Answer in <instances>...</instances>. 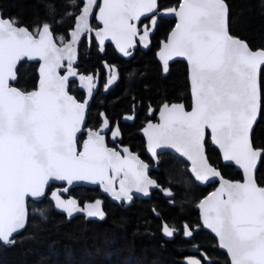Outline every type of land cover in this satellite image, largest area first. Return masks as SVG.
<instances>
[{"label": "snow or ice", "instance_id": "1", "mask_svg": "<svg viewBox=\"0 0 264 264\" xmlns=\"http://www.w3.org/2000/svg\"><path fill=\"white\" fill-rule=\"evenodd\" d=\"M94 7L96 0H87L71 32V43L61 41L62 46H57L47 23L34 34L0 15V241L5 243H12L13 233L25 227L26 197L43 196L50 180L100 182L106 191L127 200L132 198V189L147 194L148 186H154L146 175L148 166L126 148L127 159L108 148L100 131L88 130L82 150L77 149L86 105L67 91L75 71L69 67L61 75L59 69L65 59L71 65L81 34L92 30L88 21ZM157 9V0H103L99 19L104 28L96 35L101 43L111 38L129 55L128 47L140 34L137 24L141 17L155 13L149 16L151 28L161 14L178 18L160 58L165 72L169 59L186 58L194 106L186 111L183 105H163L162 123L149 125V148L153 155L158 147L176 149L192 162L196 179L207 182L220 176L204 153L205 130L210 129L224 159L243 168L246 182L223 181L219 191L200 204L204 224L219 238L230 264H264V187L256 184L254 176L264 149L254 148L250 137L261 109L259 74L264 49L252 50L229 34L225 0H182L178 8L163 13ZM149 36V25H143L141 41L147 44ZM24 59L41 62L38 89L31 92L10 84L16 81L17 64ZM103 124L108 128L107 119ZM118 134L117 127L113 138ZM109 172H123L119 192ZM53 199L69 217L80 210L74 200L65 202L59 195ZM88 207V216L103 218L99 202ZM163 231L171 236L174 230L165 225Z\"/></svg>", "mask_w": 264, "mask_h": 264}, {"label": "trees", "instance_id": "2", "mask_svg": "<svg viewBox=\"0 0 264 264\" xmlns=\"http://www.w3.org/2000/svg\"><path fill=\"white\" fill-rule=\"evenodd\" d=\"M180 2L161 0L159 4L165 11L178 8ZM225 2L229 6L231 35L245 40L254 50L264 49V0ZM82 6L81 0H0V12L5 18L15 19L19 26L32 32L47 23L54 40L62 37L66 41ZM175 24L174 15L160 16L153 46L134 49L129 55L111 44L102 51L95 40L91 46L86 40L80 46L79 74L98 82L87 126L97 127L101 122L100 114L105 111L111 123L121 130L123 143L139 151L148 162L145 143L139 134L145 123L155 118L164 103L191 106L187 64L176 59L168 64L165 72L155 51ZM38 69L37 62L21 61L14 85L26 92L36 90ZM114 75L118 76L117 82L109 91H104L108 79ZM73 93L79 100L85 96L79 88ZM261 93L262 110L253 132V143L264 149V68ZM206 145L211 163L224 177L243 180L239 170L223 164L210 135ZM161 158L160 170L152 171L151 175L164 189L171 191L170 196L154 191L151 197L136 198L132 205L125 206L112 203L98 187L78 186L72 189V196L84 207L99 202L103 218L88 219L77 214L69 220L56 209L48 193L40 201H29L27 226L12 244L0 242V264H184L189 254L200 255L205 264H230L215 237L202 227L197 209L216 184L206 187L197 184L188 172V164L171 152L162 153ZM257 182L264 187V157ZM165 224L177 231L171 241H166L162 235ZM186 225L194 231L190 239L185 236ZM197 227L200 228L195 231Z\"/></svg>", "mask_w": 264, "mask_h": 264}, {"label": "water", "instance_id": "3", "mask_svg": "<svg viewBox=\"0 0 264 264\" xmlns=\"http://www.w3.org/2000/svg\"><path fill=\"white\" fill-rule=\"evenodd\" d=\"M81 1H82V3H83V6H82V8H83L84 6H86L87 0H81ZM160 1H161V0H157V4H158V9H157V10H158V11H159V3H160ZM181 3H182V0H181L180 4H181ZM180 4H179V5H180ZM227 5H228V4H227ZM102 6H103V0H96V7H94V8L92 9V14H91V16L89 17V21H88V22H89V25H90V27H91L92 30H91L90 32H84L83 34H81V36H80L78 42H77L76 45H75V56H74V59H73L71 65L69 66V62H68V60L65 59V60L63 61L64 67H62V68L59 69V73H60L61 75H66L67 72H68V70H69V67H71V69L75 71L76 75H75V76H70V77H69V81H68V89H67V91H68V94H69L70 96H72V97H73L78 103H83V104L86 105V109H85V113H84V122H83L82 130H81V132L77 133V149H78V151H81V150H82V145H83V143L87 141V131H88V130H92V131H100V132H101V135H103V136L105 137V144H106V146H107L108 148H110V149H114V150L118 151V152L121 154L122 157H124L125 159H127V158H128V153H126V152L124 151V149L126 148V149H128V152H130L133 156L137 157L140 161H142L144 164H146V165L148 166L147 169H146V175H147V178H148L149 180H152V181L154 182V186H148L147 194H145L144 192H138V191H136L135 189H132L131 192H130V195H131L132 198H131V200H127V199H124V198H119V199H118L116 196L113 195L112 191H106V190H105V185L102 184V183H100V182L92 183L91 181H87V180H74L71 184H69L67 181H61V180H50V181L48 182V185H47L46 188H45V192H44V195H43V196H41V197H31V196L26 197V209H27V220H26V224H25V227H24V228L20 229V230H19L18 232H16V233H13L12 237L10 238L12 241H13V239H14L18 234H20L21 232H23V231L25 230L26 226H27V222H28V213H29V211H28V204H29V201H40V200L44 199V198L47 196L48 193H49L50 200L54 203L56 209H57L58 211H60V212L65 213V214L67 215L68 219L70 220L72 217H74V216L77 215V214L84 215V216L87 217L88 219H95V218L98 217V216H88V215H87V212L90 210L89 207H84V206H82V205L80 204L79 200H78L76 197L71 196V191H72V189L75 188V187H78V186H84V187H98V188L100 189V191H101L106 197H108V199H109L112 203L117 204V205L124 204V205H126V206H130V205H132V204H133V201L135 200L136 197L141 198V199H147V198H149V197L152 196V194H153L154 191H163V190H164L163 187L159 184V182H158L155 178H153V177L151 176V174H150L151 170L154 169L153 166H152L149 162L145 161V160L140 156V153H139V152H134L130 146H119V148L117 149V148L110 147V146L108 145V134L111 132L112 124H111V121H110V119L108 118L107 113H106L105 111H103V112L101 113V116H100V117H101V125H100L99 127H97V128H91V127H88V126H87L89 110H90L91 105H92L93 94H94V82H93L92 80H88V79H86V78H85L84 80H81V79H80V77H83V76H81V75L79 74V71H78V68H77V66H78V64H79V59H80V46H81V44L83 43L84 40H86V41L89 43V46H91V45H92V42L95 40V41L97 42V44L99 45V47H100V49H101L102 51L104 50V48H105L108 44H111V45L114 46L115 48H120V47L117 46V43H116L114 40H112L111 38L105 39V40L103 41V43H101L99 37L96 35L97 32H102V31H103V28H104V25H103L102 21L99 19V8L102 7ZM178 7H179V6H178ZM82 8H81V11H80V13L78 14V16H77V18H76V22H75V25H74L73 29H72V30L70 31V33H69V38H68V40H67L65 43H71V32L75 31V29H76L77 23L79 22V21H78V17H79L80 14H82ZM228 9H229V6H228ZM0 15H2L1 12H0ZM153 15H155V13L148 14V16L141 17V20H142V19H147V18H149V16H153ZM2 16H3V15H2ZM3 17H4V16H3ZM174 17H175V16H174ZM4 18H5V17H4ZM175 20H176V24H177V23H178V18L175 17ZM156 22H157V21H156ZM176 24H175V25H176ZM18 26H19V25H18ZM22 27H25V26H22ZM137 27L139 28V23L137 24ZM26 28H27V27H26ZM27 29H28V28H27ZM139 29H140V28H139ZM174 29H175V26H174V28L171 30V32H172ZM28 30H29V29H28ZM29 31H31V30H29ZM228 31H229V34L231 35V33H230L229 14H228ZM31 32H32V31H31ZM140 32H141V29H140ZM151 32H153V29L151 30ZM171 32H170L169 35H168L167 41L164 42V43L162 44V48H161V50L159 51V54H158L159 60H160L162 63H164V62H163V61L161 60V58H160V53H161V51H163V46H164V44L167 43V42L169 41ZM138 36H139V35H137V36H135V37L133 38V43H132V44L135 43L136 38H137ZM236 38H238V37H236ZM53 39H54V37H53ZM239 39L242 40V41H245V40H243V39H241V38H239ZM54 41H55V40H54ZM149 41H150V39L148 40L147 44H145V43L143 42V46H144V47H147L148 44H149ZM55 42H56V41H55ZM245 42H246V41H245ZM56 43H57V42H56ZM246 43H247V42H246ZM247 44H248V43H247ZM57 46H62V44H58V43H57ZM248 46H249V44H248ZM249 48L252 49L250 46H249ZM252 50H254V49H252ZM257 50H261V49H257ZM176 59H180V60L185 61V63L187 64V67H188V79H189L190 91H191V99H192V100H191V101H192V102H191V107H190V109H188L187 106H186L184 103H177V102H175V103H170V104H169V103H165V104H168L169 106L174 105V104L183 105V107H184V109H185L186 111H191L192 108H193V106H194V97H193L192 90H191L190 65H189L188 61L186 60V58H184V57H179V56H174V57H172L171 59H169V60H168V64L171 63V62H173V61L176 60ZM24 60H27V59H24ZM21 61H23V60H21ZM21 61H20V62H21ZM30 61L37 62V63H39V66H40V63H41V62H40L39 60H30ZM20 62L17 64V69H18V67H19V65H20ZM263 68H264V66H262V68H261V70H260V74H259L260 87H261V74H262V70H263ZM17 69H16V72H17ZM38 74H39V69H38ZM17 78H18V75H17ZM117 80H118V77H117V76L112 77V78L108 81V87H106L105 90L108 91V90L110 89V87L116 83ZM16 81H17V79H16ZM16 81H12V82H10V84H11L12 86H15L14 84L16 83ZM73 82H77V83L79 84V86H80L81 91H83V92L85 93V98H84L82 101L79 100V99L76 97V95L71 91V84H72ZM38 83H39V81H38ZM15 87H17V86H15ZM17 88H18V87H17ZM89 88H91V92H90V93H89ZM19 89H20V88H19ZM37 89H38V84H37V88H36V90H37ZM20 90H21V89H20ZM22 91H23V90H22ZM165 104H163V105H165ZM163 105L159 108V111H158V121H157V122H153V121L148 122V123L146 124V126L140 131V134L143 136V138H144V140H145V145H146V152H147V155L153 160V162H155L156 164L159 163V162H158V159H159L158 156H159V154H160L161 152H164V151L172 152V153L175 154L178 158H180L181 160H183L184 162H186V163L188 164V172H189V174L193 177V179L196 181L197 184H199V185H201V186H203V187H206V186H208V185H210V184H212V183H215V184H216L215 189L212 190V191H211V192H210L205 198H203L202 201L200 202V204H201L203 201H205L209 196H212L213 193L218 192L219 189H220V187H221V184H222L223 181H228V182H231V183H245V182H246V177H245V173H244L243 168H241L239 165H237L234 161H228V160H225L224 157H223V152H222V150L218 147V145H216V144L213 142L212 138H211L212 146H213L214 148H216V149L219 151V153H220V155H221V158H222V162H223V164H224V165H232V166H234L237 170H239V171L242 173V175H243V180H242V181H232V180H230V179L224 177V176H223V173L221 172V170H220L219 168L215 167V166L211 163V161H210V159H209V156H208L207 145H206L208 135H210V137H211V131H210V129H206V130H205V138H204V153H205V156L207 157L208 163H209L212 167H214V168L220 173V176H219V177H213V178H210L207 182H203V181L197 180V179H196V176H195V173L192 171V167H193L192 162H191L190 160H188L187 157H185V156H181V155L176 151V149H174V148H171V147H158V148L155 149V155H153V152H152V151L150 150V148H149V133L152 131V129L149 128V125H150V124H151V125H158V124H161V123H162V121H161V119H160V113H161V111H163ZM261 110H262V93H261V109H260V111H259V113H258L257 119H256L255 123L253 124V127H252V129H251V133H250L251 142H252V144H253V147L256 148V149H260V148L255 147V145H254V143H253V132H254V129H255V127L257 126L259 120H260ZM105 119H107V121H108V128H104V124H103V122H104ZM82 134H85V138H84V140L82 141V143H81L80 146H79V144H78V140H79L80 135H82ZM120 136H121V135H120V132H119V134H118L114 139H118ZM261 162H262V158L259 159V160L257 161L256 167H255V171H254L255 182H256V184H257L258 186H259V184H258V182H257V175H258V172H259V169H260V166H261ZM109 175L112 176V178H113V180H114L113 187L115 188V191H116V192H119V191H120V180H121V178L123 177V172H121L119 175H116L115 173L109 172ZM53 185H57V187L54 188V189H50L51 186H53ZM259 187H260V186H259ZM168 192L171 193V191L167 190L166 193H168ZM54 195H59L60 199L63 200V201H65V202H67V201H71V200L76 201V205H77V207H78L80 210H79V211H73L71 217H69L68 214H67V212H65L63 209L58 208V207L56 206L57 202H56L55 199H53V196H54ZM167 195H169V194H167ZM200 204L198 205L197 209L199 210V213H200L202 227H203L204 229H206L210 234H212V235L215 237V239L217 240V243H218V247H219V238L216 236V234H215L210 228L206 227L205 224H204V221H203V209L200 208ZM100 209L102 210L101 207H100ZM165 225H167L170 229H173V230H174V231H173V234H172L171 236L166 235L165 232L162 230V235H163L164 239H165L166 241H171V240L174 239L175 234H176L177 231H176L175 228L169 226V224H165ZM165 225H164V226H165ZM199 228H200V227L195 228V231H198ZM184 231H185V236H186V238H188V239H190V238L192 237L193 232H194V231H193L188 225L185 226ZM188 231H191V233H192L190 236L187 235V232H188ZM0 242L4 243V244H6V245H10V244H12V243H5V242H3V241H0ZM219 249H220L221 251L225 252V253L228 255L226 249H222V248H220V247H219ZM228 257H229V255H228ZM190 260H197V261H199V264H205L204 259H203L200 255H197V254H189V255H187V256L184 258L183 263H184V264H189V261H190ZM229 260H230V257H229Z\"/></svg>", "mask_w": 264, "mask_h": 264}, {"label": "flooded vegetation", "instance_id": "4", "mask_svg": "<svg viewBox=\"0 0 264 264\" xmlns=\"http://www.w3.org/2000/svg\"><path fill=\"white\" fill-rule=\"evenodd\" d=\"M159 11L161 12V13H163L164 12V10L163 9H161V7H160V4H159ZM162 15H164V14H161V15H159V16H156V25H155V27L154 28H151V25H150V21H149V18H147V19H142L140 22H139V28L141 29V32H140V34H139V36L136 38V41H135V43L134 44H132L130 47H128V52H132L134 49H137V48H142V49H148V48H150V47H152L153 46V41H154V39H153V36H154V33H155V30H156V26H157V24H158V20H159V18H160V16H162ZM143 25H149V27H150V36H149V39H150V41H149V44H148V46L147 47H144L143 46V42L141 41V39H140V35H142L143 34ZM153 29V32H151V30ZM168 38V37H167ZM167 38L165 39V40H161V41H159V44H158V46H157V48H156V55H157V58H158V60H159V57H158V54H159V51L161 50V48H162V44L164 43V42H166L167 41ZM120 49V48H119ZM175 61V60H174ZM159 62L160 63H162L160 60H159ZM162 64H164V63H162ZM170 64V63H169ZM114 76H116V75H114ZM114 76H112V77H114ZM112 77H110V79L112 78ZM118 77V76H117ZM110 79H108V81L110 80ZM108 81H107V83H106V86L103 88V90L104 91H106L105 89H106V87H108ZM117 82V81H116ZM77 83V82H76ZM78 84V83H77ZM79 85V84H78ZM113 86V85H112ZM111 86V87H112ZM80 87V86H79ZM110 87V88H111ZM80 89V88H79ZM96 89H97V86L95 85V83H94V93H95V91H96ZM81 90V89H80ZM109 91V90H108ZM83 92V91H82ZM107 92V91H106ZM84 93V92H83ZM84 95H85V93H84ZM93 97H94V94H93ZM84 98H85V96H84ZM83 98V99H84ZM192 100V99H191ZM82 101V100H81ZM192 102V101H191ZM165 104V103H164ZM191 107V106H190ZM188 109H190V108H188ZM90 111V110H89ZM159 111V110H158ZM158 111H157V113H156V116H155V118H152V119H150L148 122H150V121H153V122H157L158 121ZM100 116H101V114H100ZM126 119H127V117H125L124 118V121H126ZM100 120H101V117H100ZM111 121V120H110ZM148 122H146L145 123V125H144V127L146 126V124L148 123ZM112 124V123H111ZM101 125V122H100V124L97 126V127H99ZM89 127V126H88ZM97 127H95V128H97ZM117 127L118 126H116V125H113L112 124V129H111V132L108 134V145L110 146V147H113V148H119V146H130V145H127V144H124L123 143V135H122V132H121V130L119 129V127H118V129H119V132H120V137L118 138V139H114L113 138V135H112V132L113 131H115L116 129H117ZM143 127V128H144ZM91 128H93V127H91ZM142 128V129H143ZM141 129V130H142ZM140 130V131H141ZM140 131H139V134H140ZM82 135H85V134H82ZM141 135V134H140ZM142 136V135H141ZM142 138H143V136H142ZM143 140H144V138H143ZM144 143H145V140H144ZM131 147V146H130ZM132 148V147H131ZM133 150V149H132ZM134 152H139V151H135V150H133ZM165 152H168V151H164V152H161L160 154H159V159H158V164H156L155 162H153V160L147 155V152H146V145H145V153H146V155L148 156V158H149V163L153 166V170H151V172L152 171H159L160 170V167H161V165H162V158H161V154L162 153H165ZM140 153V152H139ZM172 153V152H171ZM148 162V161H147ZM151 172H150V174H151ZM152 176V175H151ZM154 178V177H153ZM157 180V179H156ZM158 181V180H157ZM159 182V181H158ZM160 184V183H159ZM161 185V184H160ZM53 186H56L57 187V185H53ZM53 186H51V187H53ZM162 186V185H161ZM163 187V186H162ZM52 189V188H51ZM74 189V188H73ZM164 189V188H163ZM167 190H169V189H164L163 191H161V192H165V194L167 195V193H166V191ZM170 191V190H169ZM72 192V191H71ZM71 196H72V194H71ZM167 196H170V195H167ZM136 198H138V197H136ZM135 198V199H136ZM141 199V198H140ZM135 201V200H134ZM133 201V202H134ZM122 205V204H121ZM126 206V205H125ZM87 207V206H86ZM170 226V225H169ZM172 227V226H171ZM174 228V227H173ZM203 258V257H202ZM205 261V260H204Z\"/></svg>", "mask_w": 264, "mask_h": 264}, {"label": "rangeland", "instance_id": "5", "mask_svg": "<svg viewBox=\"0 0 264 264\" xmlns=\"http://www.w3.org/2000/svg\"><path fill=\"white\" fill-rule=\"evenodd\" d=\"M13 20H15V19H13ZM15 21H16V20H15ZM16 22L18 23V21H16ZM37 29H38V28H34V30H33L34 34H35V32H36ZM55 40H56V42H57L58 44H61V41L66 42V40H65L64 38H62V37H55ZM95 83H96V85L98 84L97 81H96ZM77 88H80L78 84H77V85H75V84H72V85H71V91H72V92H76V89H77ZM82 100H83V99H82ZM84 138H85V135H80L79 140H78V144H79V146H80V144L82 143V141L84 140ZM54 188H56V186H53V187H52V189H54ZM99 206H100V205H99ZM100 207H101V206H100Z\"/></svg>", "mask_w": 264, "mask_h": 264}, {"label": "bare ground", "instance_id": "6", "mask_svg": "<svg viewBox=\"0 0 264 264\" xmlns=\"http://www.w3.org/2000/svg\"><path fill=\"white\" fill-rule=\"evenodd\" d=\"M214 190V189H213ZM200 204V203H199Z\"/></svg>", "mask_w": 264, "mask_h": 264}]
</instances>
